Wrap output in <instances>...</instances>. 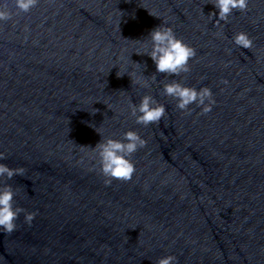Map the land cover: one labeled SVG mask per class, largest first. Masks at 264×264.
<instances>
[{"label":"water","instance_id":"obj_1","mask_svg":"<svg viewBox=\"0 0 264 264\" xmlns=\"http://www.w3.org/2000/svg\"><path fill=\"white\" fill-rule=\"evenodd\" d=\"M0 2L13 9L0 22V162L24 169L0 179L24 209L0 230V264H264V0L219 26L210 0H39L28 13ZM163 21L195 50L187 73L133 53ZM240 31L250 49L233 43ZM172 80L209 87L212 110L177 109L162 93ZM146 93L166 107L147 127L129 108ZM128 130L146 141L135 172L106 185L98 133Z\"/></svg>","mask_w":264,"mask_h":264},{"label":"clouds","instance_id":"obj_2","mask_svg":"<svg viewBox=\"0 0 264 264\" xmlns=\"http://www.w3.org/2000/svg\"><path fill=\"white\" fill-rule=\"evenodd\" d=\"M12 2L18 12L28 13L38 4L39 0H12ZM210 3L217 11L210 12L209 15L215 18L216 26H219L221 21L229 22L234 11L246 12L249 0H210ZM149 14L161 19L155 12ZM12 18L13 9L9 8L7 3L0 2V22L9 21ZM166 25L167 21H163L152 28L144 36V40L136 39L141 47L133 53L148 56L155 65V73L178 76L190 70L188 62L195 56V50L182 38L177 37L172 27ZM232 41L242 49H250L253 46L252 39L244 31L235 33ZM125 74L129 76L131 84L143 89H150L156 83L155 75L149 78L143 74L134 76L127 72L117 71L116 73L117 77ZM162 93L176 101L177 109L189 113L190 105L195 104L201 108L202 114H206L215 104L212 90L209 87L197 89L185 86L176 80L164 83ZM129 108L130 114L135 117V122L145 127L153 123L158 124L166 113L165 105L159 103L150 93L144 94L138 104L130 103ZM98 134L101 139L95 144L93 151L99 163L100 174L105 178V184L110 185L113 180L129 181L135 172V164L131 157L138 149L145 146L146 141L134 130L124 132L121 138H104L100 133ZM5 159V154L0 153V161ZM23 174V168H13L0 162V179L6 177L11 180L15 175L23 176ZM14 196L15 192L11 185L0 186V230L7 234L15 231V221L21 212H24V209L14 207ZM34 215V213H25V221L31 224ZM156 264H177V257L165 255L158 258Z\"/></svg>","mask_w":264,"mask_h":264}]
</instances>
